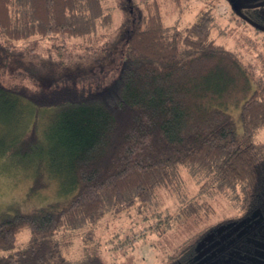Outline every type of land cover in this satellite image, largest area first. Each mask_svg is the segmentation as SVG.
<instances>
[{
    "label": "trees",
    "instance_id": "16d2710c",
    "mask_svg": "<svg viewBox=\"0 0 264 264\" xmlns=\"http://www.w3.org/2000/svg\"><path fill=\"white\" fill-rule=\"evenodd\" d=\"M118 1L124 12L135 8L131 0ZM105 5L0 0V70L21 73L35 86L0 82V152L34 169L29 195L55 180L58 197L0 219V249L13 248L23 230L30 234L22 249L0 256V264H106L96 255L67 258L73 232L109 213L156 207L162 188L182 199L180 215L197 221L207 199L238 204L245 213L241 221L264 203V143L246 142L264 126V97L250 90L238 57L211 36L210 15L198 16L180 34L165 25L156 2H145L138 22L122 30V53L111 78L103 71L106 45L68 56V62H38L39 39L86 37L97 25L108 26ZM26 41L32 45H19ZM59 47L61 53L66 49ZM248 91L240 103L238 135L225 101ZM233 223L214 224L184 246L177 260L252 263V252H240V233L227 245L213 239L210 250L200 253L209 232Z\"/></svg>",
    "mask_w": 264,
    "mask_h": 264
},
{
    "label": "rangeland",
    "instance_id": "374dc122",
    "mask_svg": "<svg viewBox=\"0 0 264 264\" xmlns=\"http://www.w3.org/2000/svg\"><path fill=\"white\" fill-rule=\"evenodd\" d=\"M245 1L131 0L135 8H130L128 13L120 10L118 0H104L105 7L108 6L105 15L111 16V23L108 26L99 24L94 33L86 37L64 39L59 37L54 40L35 38V40H39L34 50L41 56L38 62L45 59L56 61L60 57L68 62V56L79 57L83 55L85 49L95 50L103 45L109 46L107 51L109 56L102 64L104 74L111 78L115 75L114 63L119 62L116 60L120 52L122 53V30L124 27L131 28L138 22L139 9L143 10L145 2H156L165 25L180 34L184 28L193 24L198 16L210 15L214 24L211 36L215 38L217 44L223 45L225 49L238 57L250 78V90H258L264 97V32L256 31L251 25L241 21L231 12V8H234L236 3ZM258 10L264 13V8H256V12ZM123 22H126L125 25ZM62 44L66 49L61 53L59 46ZM19 45L25 47L32 43L26 41ZM58 53L61 55L58 56ZM121 57L124 59L125 53ZM93 72H98V70L94 68ZM0 82L7 85L23 84L28 88L35 89L34 83L27 77L21 73H11L8 68L0 70ZM249 91L234 97L231 95L225 101L230 105L231 110L228 113L234 119L235 131L238 135L242 133L239 119L240 103L249 94ZM247 141L264 143V126L257 129L252 138ZM33 171L34 169L31 167L13 163L0 152V219L16 212H31L58 198L55 193L57 184L55 180L53 183H48L49 185L45 186L46 189H41L36 194H28ZM190 187L188 193L194 195L195 188ZM156 193L158 198L156 207H132L118 214L109 213L99 222L75 230L71 244L64 252L66 257L70 260H78L96 255L106 264H180L176 256L184 246L190 245L198 235L205 234L214 224L229 219L235 223L209 232L201 244L203 247L200 248V253L210 250L213 239L215 241L219 239L227 245V241L233 239L234 234L240 233V242L244 241V248L240 252L247 255H251L252 252L253 261L249 264H258V262L264 264L263 202L260 201L251 214L241 221L240 218H243L245 213L241 211L238 204L232 205L227 199H219V197L215 200L207 199V205H204V208L200 209L202 212H199L201 219L197 221L193 217L186 218L179 214V210L184 204H181L182 199L178 198L176 193L166 188L158 189ZM201 198L203 197L199 199ZM206 207L210 211L205 209ZM158 219L162 220L158 221ZM29 235L27 230H23L18 234L13 248L0 249V256L22 249L27 243ZM257 257H259V261H257ZM241 258L244 260V256ZM240 264L245 263L241 261Z\"/></svg>",
    "mask_w": 264,
    "mask_h": 264
},
{
    "label": "flooded vegetation",
    "instance_id": "af4514ba",
    "mask_svg": "<svg viewBox=\"0 0 264 264\" xmlns=\"http://www.w3.org/2000/svg\"><path fill=\"white\" fill-rule=\"evenodd\" d=\"M241 3L243 5L240 9L241 15L235 13V17L240 18L241 21L247 22L256 31L264 32V13L259 12V10L256 12V8H264V0H249Z\"/></svg>",
    "mask_w": 264,
    "mask_h": 264
},
{
    "label": "water",
    "instance_id": "95a60500",
    "mask_svg": "<svg viewBox=\"0 0 264 264\" xmlns=\"http://www.w3.org/2000/svg\"><path fill=\"white\" fill-rule=\"evenodd\" d=\"M246 1H249V0H246ZM243 7L242 3H240V5L238 3H236V5L234 6V10L236 13L240 14V9Z\"/></svg>",
    "mask_w": 264,
    "mask_h": 264
}]
</instances>
